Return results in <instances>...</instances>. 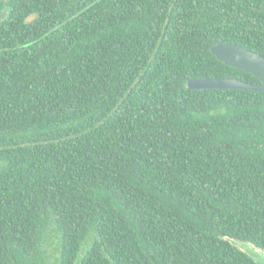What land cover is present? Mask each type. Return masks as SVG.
Listing matches in <instances>:
<instances>
[{"label":"trees","instance_id":"obj_1","mask_svg":"<svg viewBox=\"0 0 264 264\" xmlns=\"http://www.w3.org/2000/svg\"><path fill=\"white\" fill-rule=\"evenodd\" d=\"M6 12L4 16L3 13ZM264 0H0V264H260Z\"/></svg>","mask_w":264,"mask_h":264},{"label":"water","instance_id":"obj_2","mask_svg":"<svg viewBox=\"0 0 264 264\" xmlns=\"http://www.w3.org/2000/svg\"><path fill=\"white\" fill-rule=\"evenodd\" d=\"M3 15L5 16L6 12ZM212 52L225 63L250 72L260 80V83H250L232 77H204L190 79L188 81L190 88H241L264 91V56L238 43L230 42L214 45Z\"/></svg>","mask_w":264,"mask_h":264},{"label":"rangeland","instance_id":"obj_3","mask_svg":"<svg viewBox=\"0 0 264 264\" xmlns=\"http://www.w3.org/2000/svg\"><path fill=\"white\" fill-rule=\"evenodd\" d=\"M235 243L253 256L260 264H264V249L249 242L235 240Z\"/></svg>","mask_w":264,"mask_h":264}]
</instances>
